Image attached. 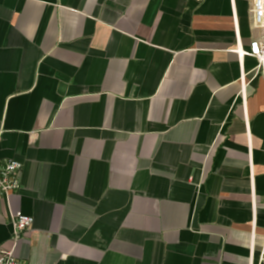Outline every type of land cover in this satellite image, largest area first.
I'll return each instance as SVG.
<instances>
[{"label": "crops", "instance_id": "obj_1", "mask_svg": "<svg viewBox=\"0 0 264 264\" xmlns=\"http://www.w3.org/2000/svg\"><path fill=\"white\" fill-rule=\"evenodd\" d=\"M253 0H0V249L22 264H257ZM34 219L16 247L13 214Z\"/></svg>", "mask_w": 264, "mask_h": 264}, {"label": "built area", "instance_id": "obj_2", "mask_svg": "<svg viewBox=\"0 0 264 264\" xmlns=\"http://www.w3.org/2000/svg\"><path fill=\"white\" fill-rule=\"evenodd\" d=\"M253 21L257 29L264 32V0H253ZM239 54L254 57L259 65H264V37L251 43L250 49ZM22 164L9 160L0 162V195L9 197L21 189ZM34 219L23 213L13 214L10 219L12 227L11 242L16 247L23 236L33 227ZM0 264H22L13 250L0 249ZM257 264H264V245Z\"/></svg>", "mask_w": 264, "mask_h": 264}]
</instances>
